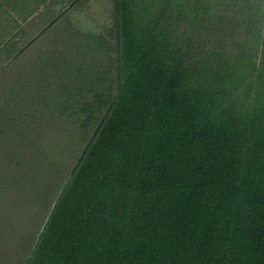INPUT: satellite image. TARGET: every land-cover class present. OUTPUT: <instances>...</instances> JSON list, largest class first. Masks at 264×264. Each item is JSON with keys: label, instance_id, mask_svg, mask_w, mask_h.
I'll list each match as a JSON object with an SVG mask.
<instances>
[{"label": "trees", "instance_id": "trees-1", "mask_svg": "<svg viewBox=\"0 0 264 264\" xmlns=\"http://www.w3.org/2000/svg\"><path fill=\"white\" fill-rule=\"evenodd\" d=\"M46 1L0 0V264H264V0H114L58 35L79 0ZM51 36L52 82L14 70Z\"/></svg>", "mask_w": 264, "mask_h": 264}, {"label": "rangeland", "instance_id": "rangeland-1", "mask_svg": "<svg viewBox=\"0 0 264 264\" xmlns=\"http://www.w3.org/2000/svg\"><path fill=\"white\" fill-rule=\"evenodd\" d=\"M73 3V0H47L45 4L41 5L39 10L35 12V17L38 15L41 11L45 12L47 8L49 7L53 8V11H59L62 10H67L69 8V5ZM44 5H46L44 7ZM78 10H75L72 12V10L69 12V17L64 19V21L58 24V28L55 29L53 32H51V35H58L59 33L62 32V30L65 28L67 25L66 23L68 22L69 19H71L74 23L79 24L80 27L85 31H91V32H102L105 30V28L109 25H111L112 21V16H113V7H114V0H79L77 3ZM50 8V9H51ZM55 39L53 36L50 38H46L44 40V43L41 45L42 50L46 52L47 55L45 56L44 54H40L39 52L32 50L30 52H27L25 55L21 56V58L18 59V65L20 66L19 68H15L14 70H42V74L44 77L41 78L42 83H46V81L52 82L53 77H51L50 74L52 70H57V68L53 65L55 62V57L56 53L55 48H58L56 46V42H54ZM46 70H48L46 72ZM51 70V71H50ZM25 71V72H26ZM35 73L33 74H28L26 72V75L24 76L25 80L30 81L34 77ZM41 76V75H40ZM41 94H44V85L39 83H36V86ZM49 87H53L52 85H49ZM29 87L26 89V96L25 99L27 98L29 100V96H31V93L28 91ZM41 95V97H42ZM50 110V109H48ZM46 112V111H45ZM64 112H66L64 110ZM45 114V113H44ZM47 118H51L52 122H58V124H63V128L70 134V135H77L79 133L78 127L79 124H77L78 119L72 118H65V119H60L57 115H53L52 111L46 113ZM76 132V133H75ZM82 132V130H81ZM85 133L87 131L84 130ZM58 134V133H57ZM55 134V136H57ZM58 148H56V151Z\"/></svg>", "mask_w": 264, "mask_h": 264}, {"label": "water", "instance_id": "water-1", "mask_svg": "<svg viewBox=\"0 0 264 264\" xmlns=\"http://www.w3.org/2000/svg\"><path fill=\"white\" fill-rule=\"evenodd\" d=\"M118 28H117V39H116V48H117V64L119 63V52H118ZM119 70V69H118ZM119 72V71H118Z\"/></svg>", "mask_w": 264, "mask_h": 264}]
</instances>
